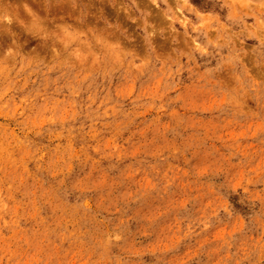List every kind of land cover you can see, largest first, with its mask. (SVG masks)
<instances>
[{
  "label": "rangeland",
  "instance_id": "obj_1",
  "mask_svg": "<svg viewBox=\"0 0 264 264\" xmlns=\"http://www.w3.org/2000/svg\"><path fill=\"white\" fill-rule=\"evenodd\" d=\"M186 30L147 0H0L28 65L0 77V264H264V45L235 39L247 54L205 83Z\"/></svg>",
  "mask_w": 264,
  "mask_h": 264
},
{
  "label": "clouds",
  "instance_id": "obj_2",
  "mask_svg": "<svg viewBox=\"0 0 264 264\" xmlns=\"http://www.w3.org/2000/svg\"><path fill=\"white\" fill-rule=\"evenodd\" d=\"M148 4L154 6L156 9L164 13L165 19L168 21L180 20L188 28H192V32L197 35H192L187 30L184 35L191 38V44H187L188 51L182 52L180 55L187 56L188 61L195 62L199 58V62L206 69L205 76L207 80L205 83L215 80L217 71H223L224 66L233 65V62L239 63L241 56L247 53L243 52V49H236L235 39H239L244 36L246 39H254L258 45H264V0H204L205 4L211 3L213 6V12L211 13V22H206L204 14L195 9L191 0H174L175 9L169 0H147ZM130 4L133 7H137V0H130ZM165 7L161 9V5ZM219 6L220 10L224 12V16L221 19L220 12H215L214 9ZM192 13L199 17V19L193 23L189 16L185 13ZM170 13V14H169ZM146 16H151L150 11L146 12ZM86 19V17H85ZM252 20V24L248 23V20ZM54 23V22H53ZM135 23V20H133ZM145 27L142 29L147 35L155 37L159 35L162 41H168L167 29L164 27H157L155 23H150L147 19H144ZM171 27V25H169ZM59 25H55L54 29H59ZM151 29V31H149ZM54 30L49 33L48 39L51 40V50L54 54L60 55L56 50V45L63 43L62 36L59 31ZM200 33H203V38L200 37ZM81 39L78 41L77 46L86 45L89 42V34L87 32L81 33ZM118 40L127 41L129 44H135L136 38L127 34V31L120 33ZM175 39V37L173 38ZM91 40L95 41V36L92 35ZM177 44L179 41H176ZM16 41L13 40L12 44L8 47L0 45V77L5 75V65L7 72L11 73L16 71L17 75L22 68L28 65L25 62L24 53L15 47ZM257 45H253V48ZM227 53L225 54V50ZM67 51V49H64ZM144 52L147 54L146 62L142 63V68H149V65L155 67V63L159 61V56L155 53V46L152 47L151 54H148V48L144 47ZM107 53H101V59H104ZM135 59V58H133ZM215 61V63H213ZM177 65L175 72L179 73L184 69V65L179 64L178 60L172 61ZM264 63V61H261ZM17 65L20 68H17ZM241 68L243 65L241 64ZM245 76L249 74L243 73ZM167 75H173L171 64L168 65ZM203 78V77H202ZM217 92L222 94V90L219 84L216 85ZM250 87L264 88V73L261 74L259 81L252 80ZM231 101H226L230 103Z\"/></svg>",
  "mask_w": 264,
  "mask_h": 264
}]
</instances>
